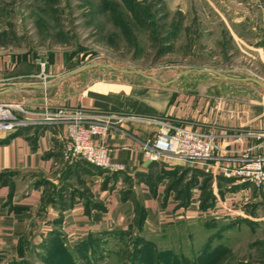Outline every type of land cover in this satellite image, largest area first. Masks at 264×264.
<instances>
[{
    "label": "crops",
    "instance_id": "obj_1",
    "mask_svg": "<svg viewBox=\"0 0 264 264\" xmlns=\"http://www.w3.org/2000/svg\"><path fill=\"white\" fill-rule=\"evenodd\" d=\"M169 1L180 15L183 8L209 10L215 21L207 16L169 24L222 25L237 49L259 60V78L264 83V0ZM16 63L11 55L0 54V90L19 85L9 80L34 75L10 76ZM66 70L50 69L48 75L41 68L39 76L55 77L43 80L55 82ZM184 83L177 79L168 84L93 81L68 92L60 81L48 88L24 87L0 94V102H22L39 109L64 105L90 119L113 115L114 125L102 142L119 166L108 169L83 160L65 161V121L0 133V264L27 259L28 253H48L54 244L68 248L69 264H93L86 257L88 250H101L109 236L139 231L158 234L175 223L194 220L214 224L217 219H229L222 227L226 233L237 223L262 225L257 222L264 220L259 214L264 205L262 193L223 169L238 162L244 152L264 155V92L253 100L220 92L214 83L191 87ZM157 118L210 133L213 172L171 155L146 158L138 146L155 134L157 126L149 120ZM174 169H184L183 183L189 179L194 183L186 188L183 183L172 184L169 173ZM204 171L211 175L205 182ZM205 190L210 192L211 203L203 205ZM214 232L215 238L225 239L220 227ZM261 242L253 246L264 249ZM216 244L219 247L221 242ZM258 261L264 264V258Z\"/></svg>",
    "mask_w": 264,
    "mask_h": 264
},
{
    "label": "rangeland",
    "instance_id": "obj_2",
    "mask_svg": "<svg viewBox=\"0 0 264 264\" xmlns=\"http://www.w3.org/2000/svg\"><path fill=\"white\" fill-rule=\"evenodd\" d=\"M131 1L0 0V54H9L17 62L9 74H34L9 80L11 85L55 78L39 76L41 68L49 75L47 70L50 69L63 73L88 63L135 69L160 81H169L183 70L197 68H211L227 76L261 81L259 60H251L237 49L222 25L169 24L181 19L194 22L207 16L215 21L209 10L183 8L184 13L180 15V10L169 0H140L146 8L140 7L134 12L127 7ZM21 55H26L27 60L19 63ZM50 55L52 63H48ZM112 80L153 84L138 74L99 66L62 81L68 92H74L93 81ZM178 80H184V85L189 87L195 83H214L220 92L232 93L238 98L251 96L255 100L264 92L254 82L232 81L205 72L181 74ZM259 211L264 215V205H260ZM230 221L222 218L214 224L204 219L175 223L158 234L117 233L101 243V250H88L86 257L91 258L93 264H131L136 246L139 253L135 254L133 264H260L258 260L264 258V249L253 244L264 242V220L257 221L262 225L252 227L237 223L231 233L223 232L222 227ZM217 227L225 239L213 236ZM61 255H65L64 251L52 253L50 250L42 255L28 253L27 259L8 264H64L66 257Z\"/></svg>",
    "mask_w": 264,
    "mask_h": 264
},
{
    "label": "built area",
    "instance_id": "obj_3",
    "mask_svg": "<svg viewBox=\"0 0 264 264\" xmlns=\"http://www.w3.org/2000/svg\"><path fill=\"white\" fill-rule=\"evenodd\" d=\"M43 66L44 63L41 62ZM67 122L62 151L63 159L71 162L83 160L99 168H118L111 161L108 148L102 142L114 125L111 114H100L90 119L78 109L64 105L30 107L22 102H0V133L13 132L30 125ZM157 126L155 134L142 141L138 148L150 160L171 155L213 172L211 162L213 136L162 119H150ZM259 137V135H257ZM227 175L250 182L264 196V155H241L240 160L223 169Z\"/></svg>",
    "mask_w": 264,
    "mask_h": 264
},
{
    "label": "water",
    "instance_id": "obj_4",
    "mask_svg": "<svg viewBox=\"0 0 264 264\" xmlns=\"http://www.w3.org/2000/svg\"><path fill=\"white\" fill-rule=\"evenodd\" d=\"M95 66H99V67H107V68H111L115 71H118V72H129V73H132V74H138L146 79H149L157 84H168V83H171L173 82L174 80L177 79L178 76H180L181 74H187V73H191V72H207V73H211V74H215L221 78H225V79H228V80H243V81H251V82H254L255 84H257L259 87H261L263 90H264V83L255 79V78H251V77H243V78H237V77H231V76H227L215 69H211V68H197V69H186V70H183L179 75L175 76L173 79L169 80V81H160L159 79H157L155 76L153 75H150V74H146V73H143L139 70H124V69H121V68H118L116 66H113V65H110V64H107V63H88V64H83L81 66H78L76 68H73L69 71H67L66 73H64L62 76H60L55 82H41V83H35V84H19V85H15V86H11V87H8V88H5L3 90H0V94H3V93H7V92H11V91H14V90H17L19 88H24V87H33V88H48V87H52L53 85L57 84L58 82L64 80L65 78L71 76V75H74L76 73H79L87 68H90V67H95Z\"/></svg>",
    "mask_w": 264,
    "mask_h": 264
},
{
    "label": "trees",
    "instance_id": "obj_5",
    "mask_svg": "<svg viewBox=\"0 0 264 264\" xmlns=\"http://www.w3.org/2000/svg\"><path fill=\"white\" fill-rule=\"evenodd\" d=\"M139 1L140 0H132L131 2H130V4L127 6L128 8H130V9H132L134 12L136 11V9H138V8H146V7H144L141 3H139ZM53 10H55V9H53ZM134 14V13H133ZM135 15V14H134ZM153 24V23H152ZM19 58V61H26L27 60V56L26 55H21V56H18ZM52 61H53V56L52 55H50L49 56V61H48V63H52ZM71 69V68H70ZM72 69H73V67H72ZM183 171H184V169H180V170H176V169H174L173 171H171L169 174L171 175V183L172 184H180V183H183V179H184V173H183ZM203 173V176H204V178H205V180H204V182L206 181V180H208L209 179V177L211 176L209 173H207V172H202ZM194 182L192 181V180H190L189 179V181L188 182H185V183H183L182 184V186L183 187H187V186H191V184H193ZM205 189V188H204ZM210 199H211V197H210V192L209 191H204V194H203V202H202V204L203 205H205L206 203L208 204V203H211V201H210ZM141 214H142V211H140L139 212V215H138V223H137V225L139 226L140 225V222L142 221V216H141ZM140 232V231H139ZM139 248H137L136 246H135V248H134V250H133V253H132V262H131V264H133V262H134V258H136V255L135 254H138L139 253V250H138ZM60 250L61 251H64V253H65V255H61V256H63V257H66V259H64V261H65V263L64 264H69L70 263V259H71V254H70V252H69V250L65 247V246H63L62 244H54V248L51 250L52 251V253H53V251L55 252H60ZM155 261H157V259H154ZM72 263H73V261H71Z\"/></svg>",
    "mask_w": 264,
    "mask_h": 264
}]
</instances>
